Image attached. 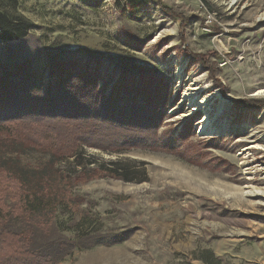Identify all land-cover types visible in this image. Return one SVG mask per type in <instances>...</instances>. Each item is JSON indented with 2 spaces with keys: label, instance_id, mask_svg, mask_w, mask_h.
<instances>
[{
  "label": "rangeland",
  "instance_id": "obj_1",
  "mask_svg": "<svg viewBox=\"0 0 264 264\" xmlns=\"http://www.w3.org/2000/svg\"><path fill=\"white\" fill-rule=\"evenodd\" d=\"M0 12L29 25L24 37L0 41V73L22 65L47 80L59 58L96 71L110 91L124 78L110 57L128 56L167 97L158 131H184L174 154L81 146L57 159L54 175L81 202L13 228L40 240L125 237L75 247L58 264H264V105L236 104L264 100L255 94L264 89V0H0ZM205 114L212 130L202 135ZM0 154L24 170L51 164L41 148ZM94 165L121 178L70 180ZM6 201L13 205L9 191Z\"/></svg>",
  "mask_w": 264,
  "mask_h": 264
},
{
  "label": "trees",
  "instance_id": "obj_2",
  "mask_svg": "<svg viewBox=\"0 0 264 264\" xmlns=\"http://www.w3.org/2000/svg\"><path fill=\"white\" fill-rule=\"evenodd\" d=\"M28 29L27 23L14 25L10 16L0 12V41L22 38ZM196 58L207 65L206 55ZM110 59L124 77L110 91L108 83H99L96 71L59 58L50 60L47 80L22 65L0 73V153L35 147L51 157L46 170L30 171L0 154V264H58L75 247L110 245L125 239L122 233L103 238L89 233L75 239L40 240L34 229L13 228L14 219L32 224L34 218L44 220L48 210L60 202H81L63 187L66 176L54 175L52 165L57 159L73 156L81 146L113 152L140 148L176 153L184 131L177 135L172 130L158 131L167 107L162 86L150 74L139 72L134 59L123 55ZM128 76H133L132 81ZM236 104L264 105V100L242 99ZM112 172L100 165L85 166L70 180L121 178ZM7 191L13 205L6 201Z\"/></svg>",
  "mask_w": 264,
  "mask_h": 264
},
{
  "label": "bare ground",
  "instance_id": "obj_3",
  "mask_svg": "<svg viewBox=\"0 0 264 264\" xmlns=\"http://www.w3.org/2000/svg\"><path fill=\"white\" fill-rule=\"evenodd\" d=\"M255 94L256 95H258V94L264 95V89H258V91ZM185 96H187V95L185 94L184 97ZM210 121H211V119H210L209 115H207V114L203 115L202 120L199 121V123H198V132H199V134H202V135L209 134V132L212 130V127H211L212 124H211ZM212 132H214V131H212Z\"/></svg>",
  "mask_w": 264,
  "mask_h": 264
}]
</instances>
